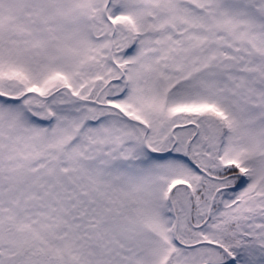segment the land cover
<instances>
[{"label":"snow or ice","instance_id":"snow-or-ice-1","mask_svg":"<svg viewBox=\"0 0 264 264\" xmlns=\"http://www.w3.org/2000/svg\"><path fill=\"white\" fill-rule=\"evenodd\" d=\"M0 264H264V0H0Z\"/></svg>","mask_w":264,"mask_h":264}]
</instances>
